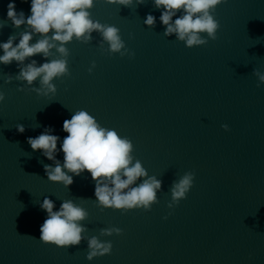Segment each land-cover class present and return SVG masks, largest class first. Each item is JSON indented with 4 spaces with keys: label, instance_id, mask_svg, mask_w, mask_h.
Here are the masks:
<instances>
[{
    "label": "water",
    "instance_id": "95a60500",
    "mask_svg": "<svg viewBox=\"0 0 264 264\" xmlns=\"http://www.w3.org/2000/svg\"><path fill=\"white\" fill-rule=\"evenodd\" d=\"M8 3L0 0V19ZM16 5L30 14V4ZM90 12L120 30L132 55L110 53L99 33L89 43L74 39L66 45L70 75L54 80L49 97L20 91L26 85L15 79L5 83L18 69L0 64V264H264V84L257 87L253 74L264 72V0L218 5L217 39L192 48L164 36L152 0L128 7L95 0ZM148 13L157 17L154 27L144 24ZM22 30L9 22L0 41ZM79 110L129 138L135 159L163 181L150 211L98 207L87 171L69 188L48 180L43 165L52 162L27 138L45 126L63 138L64 120ZM189 171L193 187L169 209L173 181ZM45 197L57 209L74 200L87 210L79 245L39 240ZM106 228L122 231L101 235ZM91 236L110 241L111 254L87 260Z\"/></svg>",
    "mask_w": 264,
    "mask_h": 264
},
{
    "label": "clouds",
    "instance_id": "9594fccd",
    "mask_svg": "<svg viewBox=\"0 0 264 264\" xmlns=\"http://www.w3.org/2000/svg\"><path fill=\"white\" fill-rule=\"evenodd\" d=\"M30 4V14L24 10L17 11L16 0H9L6 19H0V30L11 22L14 29H21L12 34L7 41H0V64L11 65L15 62L18 72L13 76L6 74L5 83L15 79L26 85V89L37 95L49 97L57 92L55 79L70 75L68 57L70 51L66 46L74 39L81 43H89L93 33H99L101 43L108 45L110 53L121 56L132 55L121 38L120 30L113 25L102 24L94 20L90 10L95 0H20ZM110 4L125 7L144 4L145 0H107ZM160 11L159 22L164 27L166 37H175L186 47L206 45L217 39L220 28L214 17L215 8L227 0H152ZM144 24L154 27L157 17L148 13ZM23 26V27H22ZM55 50V53L53 52ZM58 54L57 58H51ZM39 55L43 62L36 57ZM93 67L95 63L93 62ZM91 68L89 72H91ZM258 78L257 87L264 84V72L253 70ZM38 81L39 87H34ZM5 96L0 92V102ZM228 130V125H222ZM18 133L25 132L23 124H17ZM62 131L67 133L61 138L54 134L53 126H45L36 137H28L27 143L33 151L51 161L44 164L45 174L50 182L61 183L69 188L74 176L85 171L90 173L94 182L95 202L102 209H113L127 212L134 209L150 211L152 205L158 203V192L162 191L163 181L155 175H149L142 162L132 154L134 145L127 137H121L116 130L102 126L88 111L79 110L65 119ZM59 144V147H58ZM63 153V161L58 155ZM195 173L186 172L171 186L172 209L187 197L194 184ZM39 207L46 213L40 226L39 240L45 244L67 248L76 246L85 239L87 231L81 223L89 213L75 203L74 200H63L59 208L55 202L45 197ZM171 214V213H169ZM167 219V216L164 217ZM119 228L101 229V235H119ZM87 260L111 254L112 243L101 241L96 236L87 238Z\"/></svg>",
    "mask_w": 264,
    "mask_h": 264
}]
</instances>
